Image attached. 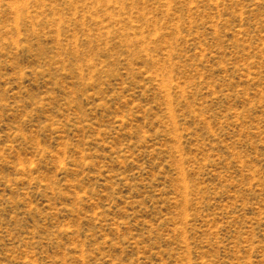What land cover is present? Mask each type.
Returning <instances> with one entry per match:
<instances>
[{
    "label": "rangeland",
    "instance_id": "1",
    "mask_svg": "<svg viewBox=\"0 0 264 264\" xmlns=\"http://www.w3.org/2000/svg\"><path fill=\"white\" fill-rule=\"evenodd\" d=\"M0 264H264V0H0Z\"/></svg>",
    "mask_w": 264,
    "mask_h": 264
}]
</instances>
